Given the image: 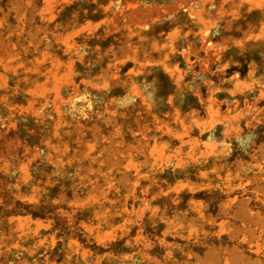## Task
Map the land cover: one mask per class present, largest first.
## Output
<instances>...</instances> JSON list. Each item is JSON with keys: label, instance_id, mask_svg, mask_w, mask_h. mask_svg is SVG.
<instances>
[{"label": "rangeland", "instance_id": "obj_1", "mask_svg": "<svg viewBox=\"0 0 264 264\" xmlns=\"http://www.w3.org/2000/svg\"><path fill=\"white\" fill-rule=\"evenodd\" d=\"M0 264H264V0H0Z\"/></svg>", "mask_w": 264, "mask_h": 264}]
</instances>
